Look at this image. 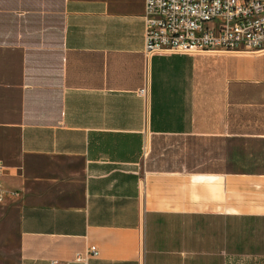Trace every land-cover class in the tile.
Masks as SVG:
<instances>
[{"label":"crops","instance_id":"0c3cea01","mask_svg":"<svg viewBox=\"0 0 264 264\" xmlns=\"http://www.w3.org/2000/svg\"><path fill=\"white\" fill-rule=\"evenodd\" d=\"M145 2L0 0V264L264 258V53L149 57Z\"/></svg>","mask_w":264,"mask_h":264},{"label":"built area","instance_id":"2783aa9c","mask_svg":"<svg viewBox=\"0 0 264 264\" xmlns=\"http://www.w3.org/2000/svg\"><path fill=\"white\" fill-rule=\"evenodd\" d=\"M146 53H264V0H146ZM147 87L140 89L147 94ZM3 166L0 164V172ZM6 196L0 186V201ZM99 256L91 245L70 260L46 264H87Z\"/></svg>","mask_w":264,"mask_h":264},{"label":"rangeland","instance_id":"374dc122","mask_svg":"<svg viewBox=\"0 0 264 264\" xmlns=\"http://www.w3.org/2000/svg\"><path fill=\"white\" fill-rule=\"evenodd\" d=\"M227 264H236L235 260L227 262ZM244 264H264V258L245 259Z\"/></svg>","mask_w":264,"mask_h":264}]
</instances>
